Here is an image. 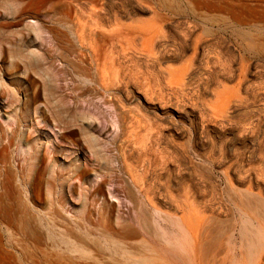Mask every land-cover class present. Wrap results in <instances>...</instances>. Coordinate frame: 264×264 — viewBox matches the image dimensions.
Segmentation results:
<instances>
[{
	"label": "rangeland",
	"instance_id": "obj_1",
	"mask_svg": "<svg viewBox=\"0 0 264 264\" xmlns=\"http://www.w3.org/2000/svg\"><path fill=\"white\" fill-rule=\"evenodd\" d=\"M74 3L76 11L103 9L111 22L105 33L123 27L127 33L119 38L127 47L123 68L104 82L95 68L83 74L60 60V38L53 33L64 16L72 20ZM72 30L71 43L62 42L80 50ZM19 46L26 48L25 64L14 55ZM68 55L80 65L76 52ZM36 68L52 76L42 77L53 83L52 99ZM18 121L19 136L34 139L50 163L57 149L53 175L64 170L69 176L71 165L87 173L83 183L69 177L57 195L65 202L57 205L55 232L64 238L74 227L79 236L68 242L75 250L32 237L9 244L2 225L0 264H124L128 258L264 264V0H0V149L17 172L32 153L29 146L9 145ZM106 121L111 134L100 130ZM89 136L98 139L104 161L89 151ZM146 217L159 236L137 226ZM138 231L143 234L136 237ZM164 234L179 246H165ZM82 236L85 241L78 240ZM150 245L153 253L143 248Z\"/></svg>",
	"mask_w": 264,
	"mask_h": 264
},
{
	"label": "bare ground",
	"instance_id": "obj_2",
	"mask_svg": "<svg viewBox=\"0 0 264 264\" xmlns=\"http://www.w3.org/2000/svg\"><path fill=\"white\" fill-rule=\"evenodd\" d=\"M76 1V0H75ZM85 2V1H84ZM78 4V3H77ZM76 4V6H78ZM82 4V3H81ZM85 4V3H84ZM91 5V4H90ZM75 6V3L73 5V7ZM75 6V7H76ZM84 6V5H83ZM96 6V5H95ZM94 6V7H95ZM80 7V6H79ZM82 7V5H81ZM91 7V6H90ZM87 8V12L84 11L86 10L84 7L83 8H78V10L76 11L74 8V10L76 11V13H74V17L72 18L71 20V16L68 15L66 13V16H67V22L69 20H71V28H68L70 26H66L67 25V22H66V17L64 16V20L63 19H60L62 20V22L59 20L60 23V27L58 29V31L56 33H53V34H57L58 38H60V46L58 47L57 44V50H60L61 52V55L59 56L60 57V60L64 63H68V66L71 65L72 67H74L75 69H80L81 72H87V73H92L90 71H92L94 68H95V71L97 70L98 72H100L101 74V77L103 76L104 79H103V82L106 81V76H107V73L111 72V71H114V69H116V67L118 66L119 68H123L121 67V61L124 59V57L126 58V48L125 45H119V38H121L123 35H121V32L122 30L124 29L123 28H119L118 30H114V31H110L108 34L105 33V29L103 30L104 28V25L105 23L109 24L108 22H110V20H108L107 22V18L105 17V13L103 15V9H96L95 8ZM84 9V10H83ZM25 10V9H24ZM98 10H101V11H98ZM102 12V13H101ZM72 15V14H71ZM69 16H70V19H69ZM62 17V16H61ZM116 19V18H115ZM121 19V18H120ZM118 21V24H117V21L115 24L119 25L120 26V20H118V18L116 19ZM115 20H113L112 22L114 23ZM111 23V22H110ZM106 24V25H107ZM128 24V23H127ZM126 24V25H127ZM148 24V23H147ZM112 24H110V28H113L111 27ZM125 25V26H126ZM115 26V25H114ZM118 26V27H119ZM123 25H121L122 27ZM133 26V25H132ZM130 29H131V26H128ZM135 27V26H134ZM58 28V27H57ZM56 28V29H57ZM76 29L75 32L78 33V39L80 40V50H79V47H78V50H76V48L74 49V47L70 44V45H66L64 43L66 42H62V41H65V39L68 41L69 37L73 36L71 35V33L74 31L72 29ZM109 28V29H110ZM128 28V29H129ZM138 28V27H137ZM151 28V27H150ZM157 28V27H156ZM162 28V27H161ZM196 28V27H195ZM51 29V28H50ZM108 29V28H107ZM106 29V30H107ZM149 29V28H148ZM54 30V29H52ZM125 30V29H124ZM127 30V28H126ZM133 30V29H132ZM131 30V31H132ZM137 30V29H135ZM143 30V28H142ZM194 30V29H193ZM49 31V30H48ZM128 31V30H127ZM141 31V30H140ZM53 32V31H52ZM108 32V31H107ZM133 32V31H132ZM155 32L156 29H155ZM154 31H152V33L155 34ZM160 32V31H159ZM32 33V32H31ZM122 33H126V32H122ZM148 33H149V30H148ZM33 34V33H32ZM127 34V33H126ZM130 34V33H129ZM31 35V34H29ZM152 35V34H151ZM26 36V35H25ZM38 36L37 32L35 33L34 32V37ZM56 36V35H55ZM54 36V37H55ZM129 36V35H128ZM155 36V35H153ZM197 36H198V33H197ZM103 37V39H107V44H102L100 43V39ZM126 37V36H124ZM58 38L56 37V39L58 40ZM69 38V39H68ZM194 38H197V37H194ZM122 39V38H121ZM120 39V40H121ZM127 39V38H126ZM127 40H130L127 39ZM198 40V39H197ZM105 41V40H104ZM195 41V40H194ZM106 42V41H105ZM69 43L70 40H69ZM68 43V44H69ZM122 44V43H121ZM20 47V46H19ZM30 48V47H28ZM17 49V50H16ZM14 50V55L17 56L18 58H22L24 64L27 63V61H24L25 59L23 58H26L27 55L25 54L26 53V48L24 47H20V49L16 48ZM28 50V49H27ZM45 50V49H44ZM51 50V49H50ZM55 50V52L57 51ZM30 52V51H28ZM32 52V51H31ZM59 52V51H58ZM57 52V54H58ZM76 52V57L79 58V62H80V65L78 66L79 63H76L72 62L68 59L69 58V55L70 53H75ZM129 52V50L127 51ZM33 53V52H32ZM44 53V52H43ZM47 53V52H46ZM35 55V53H33ZM31 54V56L33 55ZM50 54V52H49ZM131 54V53H130ZM28 55H30L28 53ZM34 55L32 56L33 59L36 57H34ZM55 55V54H53ZM133 55V54H132ZM45 56V55H44ZM29 57V56H28ZM30 57V58H32ZM130 57V56H129ZM29 59V58H27ZM26 59V60H27ZM33 59H29V61H31L33 63ZM36 61L38 60L39 63L41 62L40 59H38V57L35 58ZM58 60V59H57ZM160 60V58H159ZM28 61V62H29ZM37 61V62H38ZM59 61V60H58ZM43 62V61H42ZM36 63V62H35ZM38 63V64H39ZM44 63V62H43ZM29 64L31 63H28L27 65H25L26 67H30ZM36 65V64H34ZM85 65V66H84ZM36 66H40V65H36ZM41 66L43 67L42 63H41ZM40 66V67H41ZM70 67V66H69ZM32 68H33V65H32ZM32 68H30L32 70ZM35 68V66H34ZM74 68L72 69V71L74 70ZM28 69V68H27ZM41 69V68H40ZM35 69V72L36 70L40 73V76L39 77H43V75L47 74L46 72H49L46 71L43 67V70H45V74H42V69ZM34 70V69H33ZM40 70V71H39ZM77 71V70H76ZM96 71V73H98ZM119 70L117 69V74L119 73L118 72ZM121 71V69H120ZM124 71V70H123ZM62 72V71H61ZM83 72V74H84ZM37 73V74H38ZM66 73V71L64 72ZM77 73V72H76ZM80 73V71L78 72ZM86 73V74H87ZM94 73V72H93ZM81 74V73H80ZM110 74V73H109ZM114 74V72H113ZM124 74V72H123ZM39 75V74H38ZM49 73L46 75L49 77ZM82 75V74H81ZM93 75V74H92ZM45 76V77H46ZM51 76V75H50ZM118 76V75H117ZM44 77V78H45ZM45 78L46 80L48 79ZM52 77V76H51ZM89 77L91 78V76L89 75ZM122 77V76H121ZM44 79V81H45ZM49 79H52V78H49ZM118 79V78H117ZM42 81H43V78H42ZM43 81V82H44ZM50 81V80H49ZM117 81V80H116ZM42 82V83H43ZM46 82V81H45ZM48 82V80H47ZM46 83H43V84H46V86L44 87V89L46 88V90H48L47 93H44V94H50L49 96L46 95V97H50L51 99L53 98L54 96V90L52 87V84L53 83H50V84H47ZM52 82V80H51ZM118 82H122V81H118ZM118 83V84H120ZM42 85V84H41ZM48 85V86H47ZM54 86V85H53ZM118 86V85H117ZM49 87V89H47ZM120 87V86H119ZM116 88V87H115ZM123 87H121L122 89ZM43 89V88H42ZM119 89V88H118ZM44 90V91H46ZM53 92V93H52ZM76 92V91H75ZM51 94L52 97H51ZM114 95V94H113ZM57 97V96H55ZM75 97V96H74ZM114 98V97H113ZM122 99V98H121ZM47 100H49V98H47ZM57 100V99H56ZM116 100V99H114ZM50 101V100H49ZM122 101V100H121ZM119 101V102H121ZM50 102H53V101H50ZM55 102V101H54ZM147 102V101H146ZM49 103V102H48ZM118 103V102H117ZM51 105V104H50ZM120 105V104H119ZM55 106V105H54ZM58 108V107H57ZM121 108V107H120ZM68 110V109H67ZM118 110H119V107H118ZM121 110V109H120ZM125 110V109H124ZM128 110V109H127ZM28 111V110H27ZM74 112V110H72ZM131 111V110H130ZM135 111V110H134ZM67 112V111H66ZM123 112V111H122ZM137 112V111H136ZM63 113V112H62ZM60 113L59 111V115L58 117H62V114ZM75 113V112H74ZM77 113V112H76ZM142 113V112H141ZM125 114V113H124ZM130 114V112H129ZM137 114V113H136ZM135 114V115H136ZM69 115V114H68ZM71 115V114H70ZM74 115V114H73ZM120 115V114H119ZM128 115V114H127ZM132 115V114H131ZM139 114H137V116H135L136 118L139 117L138 116ZM66 116V115H65ZM63 115V117H65ZM86 116V115H85ZM141 116V115H140ZM17 117V116H16ZM74 117V116H73ZM72 117V118H73ZM79 117V115H77V118ZM131 117V116H130ZM129 117V118H130ZM143 117V116H142ZM146 117V116H145ZM23 118V117H22ZM127 118V117H126ZM133 118H134V113H133ZM148 118V117H146ZM145 118V119H146ZM79 119V118H78ZM105 119V118H104ZM120 119V118H119ZM125 119V118H124ZM132 119V118H131ZM16 120V119H15ZM19 120V119H18ZM57 120V119H56ZM74 120V118H73ZM77 119H75L76 121ZM83 120V119H82ZM123 120V119H122ZM122 120H121V123H122ZM134 120V119H132ZM148 120V119H147ZM26 121V120H25ZM71 121V120H70ZM84 121V120H83ZM130 121V120H129ZM136 121V120H135ZM24 122V121H23ZM61 122H62V119H61ZM81 122V121H80ZM88 122H86V119H85V127L87 128L86 130H88ZM131 122V121H130ZM138 122V121H137ZM22 123V122H21ZM68 123V122H67ZM127 123V122H126ZM141 123V122H140ZM146 123V122H145ZM78 124V122H77ZM106 124L104 126V128H100L103 129V131H105L104 134L106 133H110V127H109V124L108 122L106 121ZM134 124V123H133ZM148 124V123H147ZM153 124V123H151ZM157 124V123H156ZM18 128L13 129V134H11V136L9 137V145L11 146H14V145H18L20 147L18 148H23L25 146H29L31 147V150H32V153H29L27 154L28 155V158H26V164H24L21 168V170L19 172L16 171V169L14 168V166L12 165V163L10 162V159H8L7 157V151L6 149H0V164H3L4 165V169H1L0 167V238L4 237V234L6 233L4 228L6 229L9 235V244H12V241L14 239V237H17L19 238L20 240H24V239H27V238H35L37 239L39 242H52L53 245H55V243H58V244H63V245H67L68 246V249L71 250V251H74L75 250V247H72L70 246L68 240L69 239H72L73 240H76L74 239L75 237L79 236L78 234L76 235V233L74 232V230L76 231V229H68L67 228L65 229L66 230V234L64 236V238L60 237V235L55 232V230L57 229V227L59 226L58 225V219H59V213L57 211V205H62L64 202H65V196H60L58 197L57 195L59 193H62L63 191L62 188L68 183L66 180H68L69 177H76L77 179H79L80 181L79 182H84V180L86 179V173L84 170H79L78 167L74 166V165H71V168H72V173L68 174L69 176H67V174H64V170H61L59 173H57L56 175H53L52 174V167L51 165H55V162L54 161V158H56V153H57V149H54L53 151V158L51 160V163L49 162V160L47 159L48 157H45V155H41L40 154V151H39V148L38 147L39 145H35L33 144L32 140L34 139H30L27 138V139H24L23 140V136H19V128L21 127L20 126V121H18ZM74 125V124H73ZM80 125V124H79ZM87 125V126H86ZM158 125V124H157ZM123 126V125H122ZM140 126H142V123L140 124ZM145 126V125H144ZM147 126V125H146ZM82 126H80L81 128ZM84 127V128H85ZM119 127V126H118ZM129 127V126H127ZM136 126L133 125V128H131L130 130L132 131ZM152 127V126H151ZM159 127V126H158ZM168 127V126H167ZM91 128V127H90ZM144 128V127H143ZM148 128V127H147ZM150 128V127H149ZM157 128V127H156ZM169 128V127H168ZM119 129V128H118ZM122 129V128H121ZM145 129V128H144ZM143 129V130H144ZM162 129V128H160ZM165 129V128H164ZM3 129L0 128V136L2 134V131ZM19 130V131H18ZM83 130V129H82ZM115 130V129H114ZM139 130V129H137ZM147 130V129H146ZM85 131V129H84ZM89 131V130H88ZM112 131V129H111ZM149 131V129H148ZM147 131V133H149ZM157 131V130H156ZM155 131V132H156ZM100 132V131H99ZM102 132V131H101ZM134 132V131H132ZM139 132H142V131H139ZM155 132H152V134ZM159 132V131H157ZM156 132V133H157ZM84 133H87V131H85ZM92 133V132H90ZM135 133V132H134ZM137 133V132H136ZM21 134V133H20ZM95 134V133H94ZM111 134V133H110ZM114 134V133H113ZM142 134V133H141ZM144 135V134H143ZM149 134H147L148 136ZM87 136V134L85 135ZM96 136V135H95ZM94 136V137H95ZM112 136V135H111ZM154 136V135H153ZM94 137L92 136H89L87 138V145L89 147V151L92 152L94 154V156L97 157V159L99 160L98 162L100 161H104V157H103V152H102V149H101V144L99 145L97 143L98 139H95ZM115 137V136H114ZM113 137V138H114ZM157 135H156V139H157ZM152 138V137H151ZM155 138V136H154ZM115 140V143L118 144L119 140H117V136L116 138H114ZM97 140V141H96ZM150 140V139H149ZM154 140V139H153ZM35 142V141H34ZM32 143V146H30ZM39 143V142H38ZM85 145V144H84ZM85 145V146H87ZM121 146V145H120ZM9 147V146H8ZM28 148V147H26ZM23 150V149H22ZM21 150V151H22ZM91 153V154H92ZM105 155V154H104ZM124 155V154H123ZM93 156V155H92ZM36 160V164L34 162H32V164L34 163V166L32 167H29V160ZM95 159V157H94ZM29 161V162H28ZM53 163V164H52ZM72 164V163H71ZM70 167V166H68ZM104 169V167H101ZM70 169V168H69ZM88 170V169H87ZM68 171V169H67ZM104 171V170H102ZM137 172V171H136ZM68 173V172H67ZM99 173V172H98ZM49 175V177H48ZM97 175V173H96ZM137 176V175H136ZM96 177V176H95ZM135 176L133 175V177L131 178H134ZM136 178V177H135ZM135 178L133 179L134 182H138V180L136 181ZM88 180V179H87ZM103 182V181H102ZM85 184V183H84ZM101 184V183H100ZM136 185V184H135ZM78 187V186H77ZM99 188H101V185H98ZM140 188V186H139ZM143 188V187H141ZM70 191L71 192H74V189H75V185L73 184L72 186L69 187ZM90 191V190H89ZM98 191V190H97ZM63 195V193H62ZM135 198V196H134ZM85 204V203H84ZM83 204V205H84ZM38 209V210H33V209ZM83 211V210H82ZM85 211V210H84ZM48 212V213H47ZM40 213H44V217L40 215ZM48 216V217H46ZM88 216V215H86ZM149 216V215H148ZM48 218V219H47ZM88 218V217H87ZM86 218V219H87ZM153 218V217H152ZM85 219V220H86ZM146 219V220H145ZM157 223V222H156ZM155 223V224H156ZM137 226H139L142 230V232H144L145 234L147 235H150L152 238L154 237H157L159 236L158 234V228H154L155 226L153 225V220H151L149 217H146V218H143V222L142 220L140 222H137ZM4 226V228H1V226ZM154 226V227H153ZM122 230V229H121ZM77 232V231H76ZM166 232V231H165ZM161 233V232H160ZM143 233H136L134 235L139 236ZM6 235V234H5ZM7 235V236H8ZM86 235V234H85ZM155 235V236H154ZM169 235V234H167ZM81 236V235H80ZM170 236V235H169ZM84 237V236H82ZM87 236H85L82 240V238L80 239V237H78V240L80 241H85ZM161 239H163V244H169V246L171 248L174 249L173 246H179V243L177 241V238L176 237H165V234L162 236L160 235ZM3 239V238H2ZM0 239V240H2ZM2 243V242H0ZM14 243V242H13ZM96 243V242H95ZM113 243V242H112ZM5 244V243H4ZM99 243L97 242L96 245H98ZM109 244V242H108ZM7 245V244H6ZM107 245V244H106ZM2 246V244H1ZM75 246V245H74ZM114 246V245H113ZM117 246V245H116ZM151 246V245H150ZM141 246V249L142 247L144 248V250L146 251H149V252H154L155 249L153 246ZM166 246V245H165ZM4 247V246H2ZM12 251L15 250V248L13 247V245H9L8 246ZM118 247V246H117ZM106 248V247H105ZM115 248V247H114ZM121 248V247H120ZM103 249V247L101 248ZM140 249V248H139ZM140 249V250H141ZM111 250V249H110ZM105 251V250H104ZM108 251V249H107ZM115 251V250H114ZM113 252V250H112ZM115 253V252H113ZM117 253V251H116ZM115 253V254H116ZM119 253V252H118ZM13 254V253H12ZM11 254V255H12ZM112 254V253H110ZM10 255V256H11ZM14 255V254H13ZM118 255H122V253H119ZM127 255V254H126ZM15 256V255H14ZM123 258H125L124 256H122ZM176 258H179V255H176L175 256ZM127 258V257H126ZM132 258V257H131ZM181 258V257H180ZM158 260V259H157ZM184 259H180L179 262L177 263H173V262H170L168 260H164V259H160V261H162L160 264H182ZM156 261V260H155ZM154 260L152 261V264H157ZM185 261V260H184ZM142 262H148V259H140V260H137V261H134L133 259H124V264H142Z\"/></svg>",
	"mask_w": 264,
	"mask_h": 264
}]
</instances>
